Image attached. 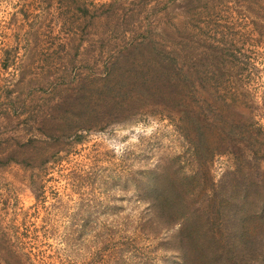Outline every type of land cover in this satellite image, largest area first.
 Segmentation results:
<instances>
[{
	"label": "rangeland",
	"instance_id": "374dc122",
	"mask_svg": "<svg viewBox=\"0 0 264 264\" xmlns=\"http://www.w3.org/2000/svg\"><path fill=\"white\" fill-rule=\"evenodd\" d=\"M155 184L259 230L264 0H0V264H183Z\"/></svg>",
	"mask_w": 264,
	"mask_h": 264
},
{
	"label": "trees",
	"instance_id": "16d2710c",
	"mask_svg": "<svg viewBox=\"0 0 264 264\" xmlns=\"http://www.w3.org/2000/svg\"><path fill=\"white\" fill-rule=\"evenodd\" d=\"M150 39L151 35H144L143 39H140L141 42L139 45L136 46L143 47L144 45H147V42ZM133 45L135 46V43ZM134 63V68L129 70L130 73L141 76L154 74V72L149 69L147 63ZM127 73H120L115 79L121 80L125 84V74ZM112 75L113 73L111 76ZM156 184L154 186L155 193L157 194L154 201L155 207L159 214L165 220L169 221L168 226H179V229L175 234V240L178 244V251L183 264H242L241 259L247 257L246 262H248V264H264V261L261 260L258 263V259L263 256V251H260V249L264 248V200L258 201L260 212L257 214L256 219L260 224V228L256 234L251 235L245 230L244 225L242 227L239 226V245H236L235 241L238 234L233 232L234 236L229 234L230 242H228V244L225 246H218L217 241H215L205 228L200 225L201 222L199 221L200 219H197V216L194 217L192 214L176 216L173 214L172 210L175 205L174 201L172 199H165L164 204L162 199H160V192ZM180 188L182 189V186H180ZM174 194L177 198L184 199V197L177 194L175 190ZM225 210L226 222L231 223V220L235 218H232V215L237 211V206L232 204L231 206L226 207ZM243 222L244 220L239 221L240 224ZM237 252H239V261L236 257ZM259 254L260 258H257Z\"/></svg>",
	"mask_w": 264,
	"mask_h": 264
}]
</instances>
